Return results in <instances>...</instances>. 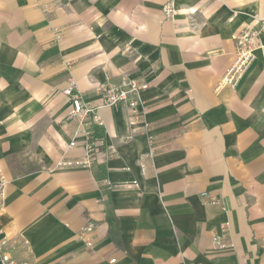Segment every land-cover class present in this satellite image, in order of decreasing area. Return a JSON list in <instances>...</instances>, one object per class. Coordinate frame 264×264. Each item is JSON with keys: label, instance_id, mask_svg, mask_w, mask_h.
<instances>
[{"label": "crops", "instance_id": "crops-1", "mask_svg": "<svg viewBox=\"0 0 264 264\" xmlns=\"http://www.w3.org/2000/svg\"><path fill=\"white\" fill-rule=\"evenodd\" d=\"M168 1L0 0V238L16 264H264V0H175L172 18ZM261 27L254 62L224 84L235 35ZM123 75L150 87L141 118L100 108L115 156L56 168L85 154L70 147L84 138L70 78L99 104Z\"/></svg>", "mask_w": 264, "mask_h": 264}, {"label": "built area", "instance_id": "built-area-1", "mask_svg": "<svg viewBox=\"0 0 264 264\" xmlns=\"http://www.w3.org/2000/svg\"><path fill=\"white\" fill-rule=\"evenodd\" d=\"M163 13L167 18H172L177 13L175 0H169L163 6ZM264 24V18L262 19ZM260 29L243 30L235 39L238 43L236 58L224 76L223 83L230 86H237L245 75L249 67L255 60V52L261 47ZM150 87V84L143 79L130 75H123L118 80L107 78L98 88L102 100L99 104H91L82 95L77 86V81L70 78L69 85L64 89V93L71 99L72 107L69 112V118H75L79 121L84 138L82 140L72 139L70 147L81 146L85 154L78 158L63 157L56 164V168L81 167L92 169L98 164H102L112 159L116 151L106 142L105 122L99 112L100 108L105 106H123L133 113L136 117H142L146 111L147 105L143 100V93ZM6 179L0 177V216L7 197ZM103 185L108 189L115 187L110 179H104ZM133 185H138L134 180ZM202 196L208 199L213 205H220L221 199L207 191L202 192ZM93 228L92 223H88L82 228V232L90 231ZM2 231L0 230V233ZM213 242L216 247L225 248L230 244L229 223L223 221L213 236ZM6 239L0 238V263L16 264L5 250ZM88 246H92L91 241H87Z\"/></svg>", "mask_w": 264, "mask_h": 264}]
</instances>
